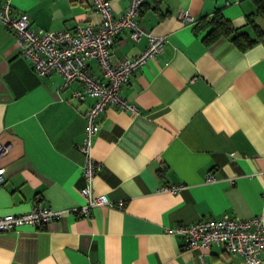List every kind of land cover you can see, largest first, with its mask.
Listing matches in <instances>:
<instances>
[{
	"label": "crops",
	"instance_id": "0c3cea01",
	"mask_svg": "<svg viewBox=\"0 0 264 264\" xmlns=\"http://www.w3.org/2000/svg\"><path fill=\"white\" fill-rule=\"evenodd\" d=\"M110 1L119 15L130 0ZM11 2L15 13L28 12L49 31L102 20L92 0ZM217 7L255 35L247 23L253 0H147L141 25L168 40L123 86L139 112L108 105L93 139V155L103 162L94 192L123 206L98 205L86 217L71 211L43 228L0 231V264H246L220 245L187 248L183 236L168 232L203 216L264 213V40L245 50L230 37L207 45L209 27L197 31L195 24ZM181 10L194 19L181 20ZM147 44V35L135 40L124 31L112 56L118 61ZM62 83L57 72L39 76L0 23V142L8 146L0 152L6 168L0 216L36 203H84L79 144L92 99L76 100L72 89L79 84ZM207 172L216 180L207 181ZM180 182L186 186L178 192L161 189Z\"/></svg>",
	"mask_w": 264,
	"mask_h": 264
},
{
	"label": "built area",
	"instance_id": "2783aa9c",
	"mask_svg": "<svg viewBox=\"0 0 264 264\" xmlns=\"http://www.w3.org/2000/svg\"><path fill=\"white\" fill-rule=\"evenodd\" d=\"M146 2L130 0L125 11L115 15L110 0H92V7L102 16L100 23H78L58 31L35 26L26 11L15 13L11 0H3L0 4V23L14 34L20 53L29 59L33 70L39 76L57 72L63 78L62 87L79 84L72 89V96L76 100L92 99L86 112L84 136L79 144L85 157L82 165L84 185L79 189L84 203L68 208L36 203L27 212L1 215L0 231L16 229L25 224L43 228L71 211H78L86 217L98 205L123 206L122 200H111L106 194L94 192L93 180L102 169L103 162L93 155V139L102 127V115L108 105L116 104L123 109L139 112L136 104L126 100L123 86L137 69L163 51L168 40L164 34H152L141 25V13ZM179 18L185 21L194 19L184 10L179 12ZM124 31H128L135 40L147 35L148 44L138 54L115 61L111 47L116 36ZM92 61L96 62L100 74L94 71ZM7 148V143L0 142V152ZM259 173L264 175V168ZM5 179L6 168L2 166L0 186ZM206 180L214 181L216 175L207 172ZM185 186L180 182L164 185L161 189L178 192ZM168 232L183 236L187 248L209 249L213 245H220L228 252L243 256L246 264H264V213L244 218L229 213L217 217L203 216L188 224L168 227Z\"/></svg>",
	"mask_w": 264,
	"mask_h": 264
},
{
	"label": "trees",
	"instance_id": "16d2710c",
	"mask_svg": "<svg viewBox=\"0 0 264 264\" xmlns=\"http://www.w3.org/2000/svg\"><path fill=\"white\" fill-rule=\"evenodd\" d=\"M253 2L256 9L254 13L248 14L247 23L252 27L254 36L248 31L241 30L235 26L224 15L221 7H217L211 16L200 18L195 24V29L198 31L209 27L203 38L207 45L214 43L222 37H230L238 48L245 50L257 41L264 40V0H253ZM254 15L262 17L263 22L259 23Z\"/></svg>",
	"mask_w": 264,
	"mask_h": 264
}]
</instances>
